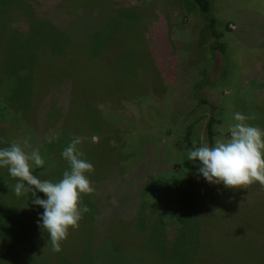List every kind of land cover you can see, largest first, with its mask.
I'll return each mask as SVG.
<instances>
[{"label": "rangeland", "instance_id": "1", "mask_svg": "<svg viewBox=\"0 0 264 264\" xmlns=\"http://www.w3.org/2000/svg\"><path fill=\"white\" fill-rule=\"evenodd\" d=\"M211 1L228 67L193 96L191 0H0V264H106L93 244L129 220L148 249L179 227L169 264H264V0Z\"/></svg>", "mask_w": 264, "mask_h": 264}, {"label": "trees", "instance_id": "2", "mask_svg": "<svg viewBox=\"0 0 264 264\" xmlns=\"http://www.w3.org/2000/svg\"><path fill=\"white\" fill-rule=\"evenodd\" d=\"M191 3L194 5L200 19H201V25L199 30L197 31L196 35H195V39H194V43H193V48L196 49L197 51V58L199 60V68L196 70L195 75H196V79H195V86L193 87V96H195L196 92H197V88L200 84H204L207 83L208 81V73H206V66L203 64H208L209 66H211V69H214L216 67V65L218 63H222L223 67H228V50L225 46V43L222 41L221 39V33L215 28V17L213 15V7H212V1L211 0H191ZM109 43V41H108ZM100 49V48H98ZM105 49V48H104ZM94 51L96 49H93ZM97 53H99V50H96ZM96 53V55H97ZM4 55L2 58V63L4 61ZM5 66L4 69L2 70V75L0 74V81L2 78V81L4 80L6 74V62H5ZM154 68V66H152ZM210 68V67H209ZM155 69V68H154ZM48 72V71H47ZM63 74H58L57 76H62ZM33 79V76L31 78V80ZM58 79V78H57ZM29 81L28 85H30ZM30 92L27 91L26 94V100H27V104H29L31 102V98H32V91H36V88L30 85ZM198 102L200 103H207V101L205 99L202 98H198L197 99ZM8 103L9 104H13L15 105L13 100H9L8 99ZM1 108L3 107V109H5V106L0 105ZM17 109H16V107ZM13 108V111H10V114L12 117L14 116H18L19 118L23 120H27L29 122V116L25 113V111L27 110V108L25 109L24 105L20 103H18L17 105H15ZM11 119V118H10ZM215 119L213 118V116H209L206 123H205V135L208 141L209 146L212 147V143H213V123H214ZM188 129L189 127H187L186 129V133H188ZM51 143V141L49 142ZM0 148L4 150V154H5V159L10 157L12 155V153L14 152L10 147L8 146V144H6V139H4V137H0ZM7 160V159H6ZM11 162V161H9ZM8 170H11V167L6 168L5 172H7ZM24 168L21 169H17V171H12L14 174L18 175V174H22V176H20V178L18 179H14L15 183H24L25 179L30 178L31 176H26L23 173ZM264 172V170H263ZM43 177L48 178L47 174H44ZM262 179H264V173L262 175ZM233 181V180H232ZM234 182V181H233ZM236 184L238 182H235ZM241 186L239 184H237V188H240ZM50 188L49 182L44 183V185L42 186H36L33 187L34 189V197L37 199L36 201H39L40 204L43 207L46 206H50L51 203L53 201H55V198L52 196L48 195V189ZM77 190H79L77 188ZM73 196V195H71ZM70 196V197H71ZM74 197V196H73ZM70 203V202H69ZM72 204L74 205H79L80 204V200H78V198L76 199V201L74 199H72ZM115 214V213H114ZM115 216L113 215L110 217V219L108 221H105L104 225H107V227L109 226V224L112 222V220H115ZM177 219L179 220V218L177 217ZM183 220H179V222L181 223ZM128 222V221H127ZM132 222L129 220L128 223H124L125 226L123 228V226H121L120 229L116 230V231H112L110 230L109 232H102V235L104 236L103 239H107L109 244H106V242L103 241L102 244H100L98 247H96L93 244V247L95 249H98L102 246L105 245V248H101L100 251L101 253L103 252H108L106 253V258L110 257V261H107L106 264H144L141 259L142 258H150L151 262L154 264H169V262L166 261V259L163 256V251H165L164 249H168L164 247V243L165 240L167 242H169L171 240V235L173 234V232L179 228L178 226L176 228H171L168 232L165 231V234L163 233L162 235H160L163 239V244L156 246L154 243H150V248L148 249V247H140L141 246V241L144 240L145 238H147V236L145 237V233H137L138 236H133L135 235L134 233H132L130 236H128V234H126L127 232L125 231V229H127L130 226V223L132 224ZM229 222V221H228ZM129 224V225H128ZM251 223L248 225V222L246 221V230H247V236H249L250 241L253 240L254 238L257 237V239H255V241H263L264 242V231H260L261 229L258 228L255 230H251L248 231V228H250ZM145 229V228H143ZM257 231V234H256ZM130 232V231H129ZM128 232V233H129ZM142 232V231H141ZM126 234V235H125ZM130 238H134L133 240H130ZM114 241H116L117 243H115ZM143 254V255H142ZM56 259V258H55ZM57 260V259H56ZM56 263V262H55ZM57 264V263H56Z\"/></svg>", "mask_w": 264, "mask_h": 264}]
</instances>
